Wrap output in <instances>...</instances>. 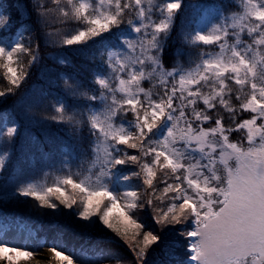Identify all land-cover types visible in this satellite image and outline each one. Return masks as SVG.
Here are the masks:
<instances>
[{
  "label": "snow or ice",
  "instance_id": "6c2138e0",
  "mask_svg": "<svg viewBox=\"0 0 264 264\" xmlns=\"http://www.w3.org/2000/svg\"><path fill=\"white\" fill-rule=\"evenodd\" d=\"M0 82V264H264V0H0Z\"/></svg>",
  "mask_w": 264,
  "mask_h": 264
},
{
  "label": "trees",
  "instance_id": "16d2710c",
  "mask_svg": "<svg viewBox=\"0 0 264 264\" xmlns=\"http://www.w3.org/2000/svg\"><path fill=\"white\" fill-rule=\"evenodd\" d=\"M229 3L232 2V0H228ZM0 86H2V82H0ZM43 169H39L37 170L36 174L34 175V179L38 182V183H51L54 179V176L53 175H47L45 176L43 174ZM26 204V203H25ZM23 204V205H25ZM21 205V206H23ZM27 209V208H26ZM26 209H22V208H15V209H12L13 211V219L16 220L18 219L19 221H22L23 223H32L35 225L34 229H37L39 228V224H40V220L38 219H42L43 216H40L38 213H31L30 211L26 210ZM32 209L31 211H34L35 209L33 208V205H32ZM22 219V220H20ZM24 219V220H23ZM45 220H48V218H46ZM44 221V220H43ZM49 223H51V220H48ZM44 222H47V221H44ZM43 227H45L43 225ZM46 229V227H45ZM159 260V256L158 255H155L152 259V261H154L152 264H157Z\"/></svg>",
  "mask_w": 264,
  "mask_h": 264
},
{
  "label": "rangeland",
  "instance_id": "374dc122",
  "mask_svg": "<svg viewBox=\"0 0 264 264\" xmlns=\"http://www.w3.org/2000/svg\"><path fill=\"white\" fill-rule=\"evenodd\" d=\"M19 208H22V209H26V210H28V211H30L31 213H38L39 215H40V213H39V211L38 210H34V211H31V210H33L32 209V204L31 203H26L25 205H23V206H20ZM41 216V215H40ZM46 218H48V220H51V218L50 217H48V216H43L42 217V219H38V220H40L41 222H40V224L38 225L39 227H43V225L46 227V229H49V230H51L50 229V225H51V223H52V220H51V223H49V221L48 220H45ZM20 220H22V219H20ZM24 220V219H23ZM47 221V222H44V221ZM15 221H17L20 225H24V226H26V227H30V228H32V229H34V227H35V225L34 224H32V223H23L22 221H19L18 219H16ZM45 227H43V228H45ZM106 243L111 247V249H112V251H113V254L114 255H117V256H124V255H126V253H127V251H128V249H127V247L124 245V243L122 242V241H120V240H111V239H109V240H107L106 241ZM156 254H153L151 257H149V264H152L154 261H152V259H153V257L155 256ZM31 260H33V259H29V260H27V261H21V262H24V263H26V262H28V261H31ZM20 262V263H21Z\"/></svg>",
  "mask_w": 264,
  "mask_h": 264
},
{
  "label": "bare ground",
  "instance_id": "6f19581e",
  "mask_svg": "<svg viewBox=\"0 0 264 264\" xmlns=\"http://www.w3.org/2000/svg\"><path fill=\"white\" fill-rule=\"evenodd\" d=\"M20 264H36V261L33 259V260L28 261L26 263L21 262ZM40 264H47V262L46 261H41Z\"/></svg>",
  "mask_w": 264,
  "mask_h": 264
}]
</instances>
